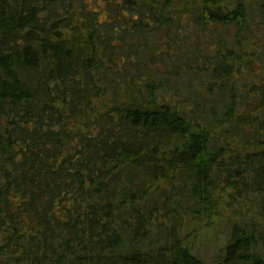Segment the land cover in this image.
<instances>
[{
	"label": "trees",
	"instance_id": "16d2710c",
	"mask_svg": "<svg viewBox=\"0 0 264 264\" xmlns=\"http://www.w3.org/2000/svg\"><path fill=\"white\" fill-rule=\"evenodd\" d=\"M217 232L264 264V0H0V264H210Z\"/></svg>",
	"mask_w": 264,
	"mask_h": 264
},
{
	"label": "rangeland",
	"instance_id": "374dc122",
	"mask_svg": "<svg viewBox=\"0 0 264 264\" xmlns=\"http://www.w3.org/2000/svg\"><path fill=\"white\" fill-rule=\"evenodd\" d=\"M222 235L223 234H220V232H217L215 237H213V234L207 235L204 243L200 245L202 247L196 249L197 252L199 251L198 253H200L210 264L214 263L218 249L224 243V237Z\"/></svg>",
	"mask_w": 264,
	"mask_h": 264
}]
</instances>
